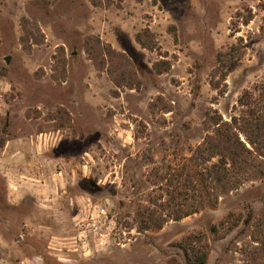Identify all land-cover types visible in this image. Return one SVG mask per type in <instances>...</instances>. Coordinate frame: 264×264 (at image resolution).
<instances>
[{
  "label": "rangeland",
  "instance_id": "obj_1",
  "mask_svg": "<svg viewBox=\"0 0 264 264\" xmlns=\"http://www.w3.org/2000/svg\"><path fill=\"white\" fill-rule=\"evenodd\" d=\"M238 44L215 90L214 56ZM260 84L264 0H0V264H185L178 242L247 206L257 242L242 225L208 236L206 264H264V179L160 230L135 220L151 169Z\"/></svg>",
  "mask_w": 264,
  "mask_h": 264
},
{
  "label": "trees",
  "instance_id": "obj_2",
  "mask_svg": "<svg viewBox=\"0 0 264 264\" xmlns=\"http://www.w3.org/2000/svg\"><path fill=\"white\" fill-rule=\"evenodd\" d=\"M151 35L144 30L135 40L142 48L151 49ZM92 42L101 46L99 39L89 38L84 50L96 67L102 68L104 62H98L88 48ZM243 55L244 46L238 44L214 56L210 84L215 90L219 89V80L215 82L214 77L220 74V81L224 82ZM236 107L237 112L228 120L213 110L207 111L203 120L204 137L190 150L189 156H175L151 169L148 181L152 195L147 207L135 214L138 233L160 230L167 222L180 221L206 208L214 209L221 197L246 182L264 179V84L244 90ZM245 210V216L230 213L210 225L206 233L191 234L178 242L184 263L206 264L210 252L208 236L220 240L238 225H242L252 242H257L251 231L252 209L247 206ZM260 252L264 253V247L257 253Z\"/></svg>",
  "mask_w": 264,
  "mask_h": 264
},
{
  "label": "built area",
  "instance_id": "obj_3",
  "mask_svg": "<svg viewBox=\"0 0 264 264\" xmlns=\"http://www.w3.org/2000/svg\"><path fill=\"white\" fill-rule=\"evenodd\" d=\"M99 211L101 213H103V210L102 209H100ZM88 244H89V242H88V235L85 234L84 232H82V247L85 249V248L88 247Z\"/></svg>",
  "mask_w": 264,
  "mask_h": 264
}]
</instances>
